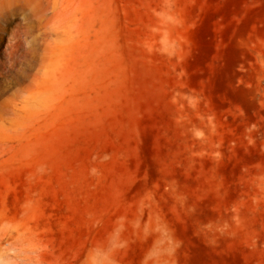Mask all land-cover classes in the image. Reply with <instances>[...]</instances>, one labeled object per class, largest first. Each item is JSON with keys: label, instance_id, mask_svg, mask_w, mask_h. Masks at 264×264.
<instances>
[{"label": "rangeland", "instance_id": "1", "mask_svg": "<svg viewBox=\"0 0 264 264\" xmlns=\"http://www.w3.org/2000/svg\"><path fill=\"white\" fill-rule=\"evenodd\" d=\"M264 264V0H0V264Z\"/></svg>", "mask_w": 264, "mask_h": 264}, {"label": "clouds", "instance_id": "2", "mask_svg": "<svg viewBox=\"0 0 264 264\" xmlns=\"http://www.w3.org/2000/svg\"><path fill=\"white\" fill-rule=\"evenodd\" d=\"M85 264H100V260L95 255H92L85 258ZM108 264H115V261L109 260Z\"/></svg>", "mask_w": 264, "mask_h": 264}]
</instances>
